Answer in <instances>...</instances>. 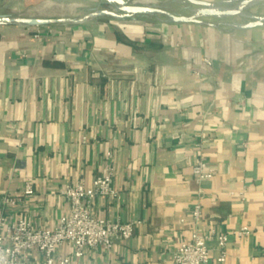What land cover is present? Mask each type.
I'll return each mask as SVG.
<instances>
[{"label":"crops","instance_id":"obj_1","mask_svg":"<svg viewBox=\"0 0 264 264\" xmlns=\"http://www.w3.org/2000/svg\"><path fill=\"white\" fill-rule=\"evenodd\" d=\"M186 1L166 10L194 16L243 0ZM252 4L199 22L155 13L0 24V205L20 196L8 213L52 228L69 209L61 189L91 184L110 161L118 195L96 197L94 213L140 223L78 264H171L194 230L229 235L226 261L213 239L206 264H264V19L251 24ZM199 159L211 179L196 180ZM243 225L250 233L237 237ZM30 264L45 256L32 251Z\"/></svg>","mask_w":264,"mask_h":264},{"label":"built area","instance_id":"obj_2","mask_svg":"<svg viewBox=\"0 0 264 264\" xmlns=\"http://www.w3.org/2000/svg\"><path fill=\"white\" fill-rule=\"evenodd\" d=\"M111 152L107 155L111 157ZM197 181L211 179L215 169L206 160L199 159L193 165ZM114 167L109 161L107 171L96 176L91 184L82 181L68 183L61 189L67 199L69 209L61 215L52 227H39L22 215L8 213L7 209L15 207L20 196L6 194L0 205V264H30V253L38 251L45 256L46 264H78L87 248L103 247L109 251L117 240L133 237L139 220L121 222L96 215L93 205L98 196L118 195L113 185ZM23 195H35L33 182L28 181ZM198 221L202 217L200 205L192 211ZM235 235L242 237L250 233V227L243 225ZM216 240L219 250L218 262L227 259V233H206L194 230L189 239L180 241L171 257V264H206L210 259L208 241ZM62 246L68 252L60 251Z\"/></svg>","mask_w":264,"mask_h":264},{"label":"rangeland","instance_id":"obj_3","mask_svg":"<svg viewBox=\"0 0 264 264\" xmlns=\"http://www.w3.org/2000/svg\"><path fill=\"white\" fill-rule=\"evenodd\" d=\"M34 4L28 5L25 0H11L5 6L0 7V14H10L12 16H52L56 18H80L103 8L118 10V5L108 3L105 0H29ZM130 3L158 6L170 11H182L187 4L186 0H128ZM260 2V4H252L247 8L253 13L256 21L257 17H264V2L262 0L252 1L251 3ZM264 1V0H263ZM22 2V4H20ZM237 7L240 2L233 3ZM232 5V6H233ZM221 8V7H220ZM225 8V7H223ZM244 9V8H243ZM246 10V11H247ZM251 19L248 17L246 20Z\"/></svg>","mask_w":264,"mask_h":264},{"label":"water","instance_id":"obj_4","mask_svg":"<svg viewBox=\"0 0 264 264\" xmlns=\"http://www.w3.org/2000/svg\"><path fill=\"white\" fill-rule=\"evenodd\" d=\"M108 3H115L118 5V10L115 11L109 8H103L87 14L85 18L95 15H109L116 18H126L131 17L136 14H155L161 13L166 14L176 22H199L201 21L200 15H224V14H238L241 10L252 1L256 0H243L240 5L233 9L219 8V7H204L198 10L194 16H185V15H174L168 12L166 9L144 4H135L130 3L128 0H105ZM264 17H257V20L251 22L252 25L262 23ZM65 18H51V17H40V16H12L10 14H0V24L6 23H20L25 25H43L50 23L52 21H63Z\"/></svg>","mask_w":264,"mask_h":264}]
</instances>
